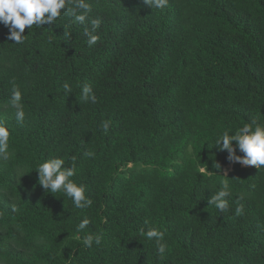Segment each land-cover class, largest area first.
<instances>
[{
  "label": "trees",
  "instance_id": "16d2710c",
  "mask_svg": "<svg viewBox=\"0 0 264 264\" xmlns=\"http://www.w3.org/2000/svg\"><path fill=\"white\" fill-rule=\"evenodd\" d=\"M85 2L87 26L102 20L92 47L86 25L63 13L26 29L23 44L0 22V123L11 133L10 159L0 160V264H264V168L214 147L225 131L264 125V0ZM85 85L97 103L83 102ZM74 157L87 209L38 183L40 164L72 167ZM225 180L221 212L209 200ZM150 228L165 233L163 255ZM89 234L101 243L85 247Z\"/></svg>",
  "mask_w": 264,
  "mask_h": 264
},
{
  "label": "clouds",
  "instance_id": "9594fccd",
  "mask_svg": "<svg viewBox=\"0 0 264 264\" xmlns=\"http://www.w3.org/2000/svg\"><path fill=\"white\" fill-rule=\"evenodd\" d=\"M144 3L153 9H163L168 5V0H144ZM91 12L92 6L85 0H0V22L10 30L7 39L14 41L16 44L25 42L26 35L24 33L26 29H32L33 27L44 28L45 25L52 24L60 19L63 13L73 18L74 23L86 25L82 34L87 37L88 46L92 47L100 40V37L94 33L101 27L102 20L100 18L92 19L90 27H88L87 24ZM64 29L66 40H70L71 33L67 30V27ZM13 85L11 106L17 110V122L22 124L25 119V112L21 104L22 93L15 86L14 81ZM63 88L66 93H72V88L68 82L64 83ZM82 100L92 104L97 103V97L91 86H83ZM253 124H255V127H253ZM110 127L111 121L106 120L102 123V129L106 134ZM10 136V130L3 123H0V160L8 161L10 159L8 151ZM234 141L238 145L240 152L243 153L242 156L236 154L237 148L233 144ZM216 146L219 147L221 152H228V160L230 162L239 163L244 167L264 168V125L253 121V123L239 128L234 135L225 131L214 147ZM84 155L91 158L95 153L89 151L84 153ZM214 167L219 169L221 165L217 162ZM230 167L232 168V164ZM226 170L227 167L225 172ZM37 171L39 173L38 183L46 192L54 195L63 192L67 198L73 201L75 208L78 209H87L92 206L93 200L86 195L85 186L79 185L72 180L76 175L75 157L73 158L72 167H65L64 159L52 158L40 164ZM201 171L203 172V170ZM230 194L229 183L225 180L222 182V189L210 198L209 205H214L221 212H227L230 206L226 197ZM242 199L243 197H240V200ZM237 204L239 206L236 208V215H243V205L240 204L239 200ZM12 210L13 212L19 211L15 204L12 205ZM89 224L90 221L85 218L79 224L78 231L82 232ZM140 234L142 236L145 235L143 229H141ZM146 236L149 240L155 239L157 241L159 253L163 255L167 248V245L162 243L165 233L159 229L150 228L146 232ZM94 241L99 245L102 241V236L86 235L83 239V244L85 247L91 248Z\"/></svg>",
  "mask_w": 264,
  "mask_h": 264
},
{
  "label": "rangeland",
  "instance_id": "374dc122",
  "mask_svg": "<svg viewBox=\"0 0 264 264\" xmlns=\"http://www.w3.org/2000/svg\"><path fill=\"white\" fill-rule=\"evenodd\" d=\"M230 168H231V167H230ZM230 168H229V167H227V170H226V172L230 171Z\"/></svg>",
  "mask_w": 264,
  "mask_h": 264
}]
</instances>
